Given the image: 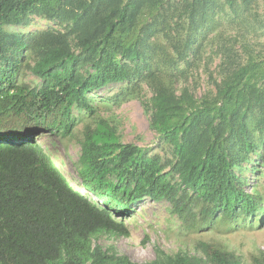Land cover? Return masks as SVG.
<instances>
[{
    "label": "trees",
    "instance_id": "trees-1",
    "mask_svg": "<svg viewBox=\"0 0 264 264\" xmlns=\"http://www.w3.org/2000/svg\"><path fill=\"white\" fill-rule=\"evenodd\" d=\"M214 5L0 0V264H246L208 241L193 252L157 248L155 259L143 263L97 242L128 234L123 219L145 199L168 202L185 230L216 222L254 226L264 215L257 186L247 191L250 156L264 147V56H249L227 73L214 95L198 99L187 87L178 93V66L191 63ZM32 17L63 29L8 30L29 26ZM162 36L169 46L159 54ZM23 68L40 79L37 86L18 83ZM111 84L121 91L151 88V129L171 146L172 158L163 162L123 143L109 121L97 117L78 141L83 194L34 135L72 136L81 112L96 115L91 95ZM251 260L264 264V251Z\"/></svg>",
    "mask_w": 264,
    "mask_h": 264
},
{
    "label": "rangeland",
    "instance_id": "rangeland-1",
    "mask_svg": "<svg viewBox=\"0 0 264 264\" xmlns=\"http://www.w3.org/2000/svg\"><path fill=\"white\" fill-rule=\"evenodd\" d=\"M171 1L178 4L181 0ZM206 15L202 29L204 35L196 43L197 50L190 58L191 63L188 65L181 62L178 66V93L181 94V90L187 87L198 99L214 95L216 84L227 73L246 63L249 56H264V0H248L247 3L235 0L233 5L228 0H215V5L210 6ZM62 29L57 22L41 17H32L29 26L8 28L23 34ZM157 46L160 49L159 54H162V49L166 50V46H169L168 38L162 36ZM27 60L31 61L30 57ZM39 80L25 68L18 77V83L30 87L37 86ZM120 86L111 84L91 95L95 100L96 115L91 117L87 112H81L72 136L51 131H41L34 135L35 140L51 155L66 179L83 194L88 192L82 188L83 183L78 174L81 156V145L78 141L83 138L85 127L93 124L97 117L108 120L123 143H132L148 150L149 156L157 155L163 162L172 158L171 146L151 129V88L142 86L141 89L131 92L130 85L125 87L128 88L125 91H121ZM116 95H120V98H116ZM78 114L80 113L75 110V115ZM250 158L252 161L247 167V191H251L255 185L264 197V147L258 149L257 154H252ZM89 196L93 199L92 194ZM170 208L168 202L145 199L136 204L131 215L123 219L128 234L103 236L97 242L103 246L114 245L121 254L128 255L139 263L155 259L157 248L168 254L180 250L193 252L200 241H208L235 251L243 257L246 264H252L251 257L264 251V215L254 226L243 221L235 224L216 222L209 227L185 230L182 221L172 214ZM117 220L121 221V218L117 217Z\"/></svg>",
    "mask_w": 264,
    "mask_h": 264
},
{
    "label": "clouds",
    "instance_id": "clouds-1",
    "mask_svg": "<svg viewBox=\"0 0 264 264\" xmlns=\"http://www.w3.org/2000/svg\"><path fill=\"white\" fill-rule=\"evenodd\" d=\"M92 196L94 197V195H93V194H92ZM135 206H136V205H135ZM135 206H134V207H135Z\"/></svg>",
    "mask_w": 264,
    "mask_h": 264
}]
</instances>
